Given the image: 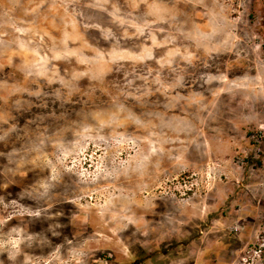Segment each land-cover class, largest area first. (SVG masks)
Wrapping results in <instances>:
<instances>
[{
	"label": "rangeland",
	"instance_id": "rangeland-1",
	"mask_svg": "<svg viewBox=\"0 0 264 264\" xmlns=\"http://www.w3.org/2000/svg\"><path fill=\"white\" fill-rule=\"evenodd\" d=\"M263 11L0 0V264H264Z\"/></svg>",
	"mask_w": 264,
	"mask_h": 264
},
{
	"label": "trees",
	"instance_id": "trees-1",
	"mask_svg": "<svg viewBox=\"0 0 264 264\" xmlns=\"http://www.w3.org/2000/svg\"><path fill=\"white\" fill-rule=\"evenodd\" d=\"M262 1H263V5H264V0H262ZM261 29H262L261 35L264 38V11H263V14H262V17H261Z\"/></svg>",
	"mask_w": 264,
	"mask_h": 264
},
{
	"label": "bare ground",
	"instance_id": "bare-ground-1",
	"mask_svg": "<svg viewBox=\"0 0 264 264\" xmlns=\"http://www.w3.org/2000/svg\"><path fill=\"white\" fill-rule=\"evenodd\" d=\"M163 1V0H162ZM185 13V12H184ZM148 16V15H147ZM143 18V17H142ZM163 20V19H162ZM167 20V19H166ZM147 21V20H146ZM170 24V23H169ZM195 24V23H194ZM185 28V27H184ZM177 30V29H176ZM178 31V30H177ZM65 46V45H64ZM79 56V55H78ZM81 59V58H80ZM79 59V60H80ZM96 59V58H95ZM85 60V59H84ZM79 62V61H78ZM92 67V66H91ZM93 68V67H92ZM91 69V68H90ZM94 71H95V69H94ZM103 114V113H102ZM117 121V120H116ZM142 163V162H141ZM134 164V163H133ZM129 167V166H128ZM115 170V169H114ZM130 170V169H129ZM128 172V171H127ZM116 182V181H115ZM135 192V191H134Z\"/></svg>",
	"mask_w": 264,
	"mask_h": 264
}]
</instances>
